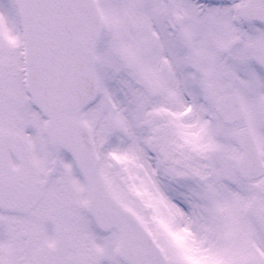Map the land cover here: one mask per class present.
<instances>
[{
	"label": "snow or ice",
	"instance_id": "6c2138e0",
	"mask_svg": "<svg viewBox=\"0 0 264 264\" xmlns=\"http://www.w3.org/2000/svg\"><path fill=\"white\" fill-rule=\"evenodd\" d=\"M0 264H264V0H0Z\"/></svg>",
	"mask_w": 264,
	"mask_h": 264
}]
</instances>
